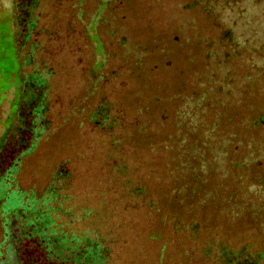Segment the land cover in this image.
I'll return each mask as SVG.
<instances>
[{
	"label": "trees",
	"instance_id": "obj_1",
	"mask_svg": "<svg viewBox=\"0 0 264 264\" xmlns=\"http://www.w3.org/2000/svg\"><path fill=\"white\" fill-rule=\"evenodd\" d=\"M200 3L215 13L223 48L217 59L244 51L247 73L241 80L230 76L224 62L210 61L215 67H208L209 78L198 88L172 90L165 98L170 106L156 121L146 106L126 104L131 65L98 76V86L89 73L84 97L97 98L87 112V129L101 140V191L93 192L99 197L95 204L84 194L81 204L80 192L67 190L69 160L57 166L41 207L15 217L21 214L24 221L19 237L35 238L31 245L40 260L128 264L126 251L142 255L145 243L164 232L180 264H264V0ZM35 5L29 0L26 29L33 26ZM140 66L135 64L136 70ZM31 80L40 113L45 83L39 76ZM242 88L249 100L243 108L238 105ZM98 209L101 219L91 223ZM242 219L248 222L244 234L231 239L230 225ZM14 240L0 244V264H20ZM165 249L162 244L160 252ZM161 259L158 264H164Z\"/></svg>",
	"mask_w": 264,
	"mask_h": 264
},
{
	"label": "rangeland",
	"instance_id": "obj_2",
	"mask_svg": "<svg viewBox=\"0 0 264 264\" xmlns=\"http://www.w3.org/2000/svg\"><path fill=\"white\" fill-rule=\"evenodd\" d=\"M28 5L29 0H0V244L15 239L11 245L20 264H50L39 259V251L31 245L35 238L19 237L24 221L21 214L15 217L41 207L50 179L64 160H69L71 173L67 190L80 192L81 204L83 194L92 204L99 198L93 192L101 191V140L87 129V112L97 96L84 97L89 73L97 77L93 85L98 86V76L102 79L123 63L131 65L126 104L146 106L156 121L157 113L170 106L165 98L172 90L198 88L209 78V69L215 67L208 66L210 61L224 62L230 76L242 80L248 59L244 51L217 59L223 51L217 41L218 23L213 9L205 10L200 0H36L30 13L33 26L26 29ZM44 27L55 37L48 45L52 57L39 58L37 48H31L35 59L21 64ZM35 71L40 84L45 83L40 113L39 91L21 79ZM105 91L101 83V94ZM239 92L237 103L243 108L249 100L244 88ZM33 114H38L34 135ZM99 219L98 209L90 222ZM247 223L242 219L231 224V239H239ZM83 225L76 228L84 229ZM158 236L159 240L145 243L142 255L126 251V263L158 264L162 258L164 264H180L166 233ZM162 244L166 249L160 252ZM32 255L39 262L31 260Z\"/></svg>",
	"mask_w": 264,
	"mask_h": 264
},
{
	"label": "flooded vegetation",
	"instance_id": "obj_3",
	"mask_svg": "<svg viewBox=\"0 0 264 264\" xmlns=\"http://www.w3.org/2000/svg\"><path fill=\"white\" fill-rule=\"evenodd\" d=\"M35 37H36V41L34 42L33 45L28 47L29 49H28L27 56L24 57V60L21 62V64L26 63L25 59L26 60L35 59L34 57L31 58V55H32V52H31L32 49L31 48H33V49L37 48V51L40 55L39 58L44 59V57H47V58L52 57V51H51V49H49V46H50V43H52V41L55 38L54 34H50L48 32L47 28L44 27L43 29L38 30L37 36H35ZM37 73L38 72L35 71L34 73L30 74L29 76L23 75V77H21V79L25 84L30 83L31 86L34 87V81L32 83L31 79L33 76L35 77ZM37 116H38L37 114H33L30 123H33L35 121V119L37 118Z\"/></svg>",
	"mask_w": 264,
	"mask_h": 264
}]
</instances>
